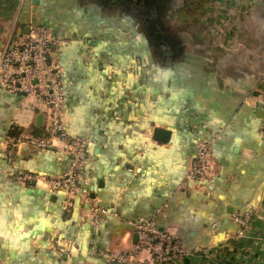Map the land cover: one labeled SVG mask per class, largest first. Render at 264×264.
Listing matches in <instances>:
<instances>
[{
    "label": "crops",
    "instance_id": "obj_1",
    "mask_svg": "<svg viewBox=\"0 0 264 264\" xmlns=\"http://www.w3.org/2000/svg\"><path fill=\"white\" fill-rule=\"evenodd\" d=\"M186 1L183 53L158 56L117 3L0 0V56L31 25L67 41L53 56L63 66L67 131L91 140L84 190L118 214L97 228L81 200L68 214L64 193L10 178L59 176L71 163L65 152L23 146L14 165L0 155L5 264H107L105 253L137 243L132 224L146 219L182 241L189 255L175 264H264V0L246 10ZM46 125L39 101L0 89V145L13 128L42 136ZM156 128L170 131L168 143L154 140ZM214 136L213 178L187 181L199 142ZM234 217H249L247 227Z\"/></svg>",
    "mask_w": 264,
    "mask_h": 264
},
{
    "label": "built area",
    "instance_id": "obj_2",
    "mask_svg": "<svg viewBox=\"0 0 264 264\" xmlns=\"http://www.w3.org/2000/svg\"><path fill=\"white\" fill-rule=\"evenodd\" d=\"M234 2L239 10L249 9L255 0H223ZM67 44L66 40L44 26L31 25L29 32L11 39L0 56V89L11 95L35 98L45 108L47 125L43 136L17 130L4 145L0 155L14 165L18 151L27 146L38 150H61L70 160L66 172L59 176H45L37 172L16 170L11 180L31 189L44 188L66 195L65 211L71 213L75 202L85 205L83 217L101 228L110 219L117 218L113 210L101 207L90 199L84 187L89 185L84 171L89 162L90 139L74 138L65 121L66 93L62 81L63 66L53 56L54 48ZM264 138V127H263ZM219 136L203 139L187 171V181L202 183L214 176L215 145ZM246 228L249 217H234ZM134 226L137 243L129 249L104 254L107 264H175L188 257L189 252L175 235L162 231L155 220H140ZM0 264H5L0 260Z\"/></svg>",
    "mask_w": 264,
    "mask_h": 264
},
{
    "label": "flooded vegetation",
    "instance_id": "obj_3",
    "mask_svg": "<svg viewBox=\"0 0 264 264\" xmlns=\"http://www.w3.org/2000/svg\"><path fill=\"white\" fill-rule=\"evenodd\" d=\"M106 3H117L126 15H133L138 22L143 38L149 49L158 56L164 50L182 54V36L184 28L180 26V16L184 11L189 13L186 0H104ZM182 25V24H181ZM180 51V52H179Z\"/></svg>",
    "mask_w": 264,
    "mask_h": 264
},
{
    "label": "water",
    "instance_id": "obj_4",
    "mask_svg": "<svg viewBox=\"0 0 264 264\" xmlns=\"http://www.w3.org/2000/svg\"><path fill=\"white\" fill-rule=\"evenodd\" d=\"M30 29V27H29ZM29 32V30H28ZM221 72H218V76L216 77L218 85L222 88L223 87V80L221 78ZM171 133L168 130L162 129V128H156L154 130V140L161 143H168L170 140ZM137 241L138 237L136 235Z\"/></svg>",
    "mask_w": 264,
    "mask_h": 264
},
{
    "label": "trees",
    "instance_id": "obj_5",
    "mask_svg": "<svg viewBox=\"0 0 264 264\" xmlns=\"http://www.w3.org/2000/svg\"><path fill=\"white\" fill-rule=\"evenodd\" d=\"M17 130H19L17 127H16V128H13V129H12V134H14ZM36 135H37V136H41L40 133H39V135H38V134H36ZM43 135H44V134H43ZM43 135H42V136H43Z\"/></svg>",
    "mask_w": 264,
    "mask_h": 264
},
{
    "label": "rangeland",
    "instance_id": "obj_6",
    "mask_svg": "<svg viewBox=\"0 0 264 264\" xmlns=\"http://www.w3.org/2000/svg\"><path fill=\"white\" fill-rule=\"evenodd\" d=\"M208 9H209V12L212 11V10H211L212 8H208ZM141 36H144V35L142 34Z\"/></svg>",
    "mask_w": 264,
    "mask_h": 264
}]
</instances>
